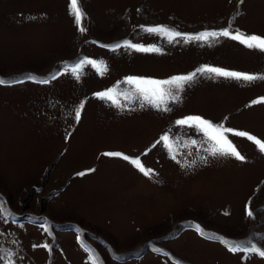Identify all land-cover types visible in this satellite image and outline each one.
<instances>
[{"label": "rangeland", "instance_id": "obj_1", "mask_svg": "<svg viewBox=\"0 0 264 264\" xmlns=\"http://www.w3.org/2000/svg\"><path fill=\"white\" fill-rule=\"evenodd\" d=\"M79 5L83 33L69 14V0H0V80L6 82L0 85V202L13 214L0 218V254L15 252V264H90V256L97 264H264L257 255L242 259L219 239L205 238L251 240L264 248L258 239L264 236V154L246 137L226 133L246 159L212 157L202 134L174 124L199 115L264 142V103H251L264 98V80L198 76L178 103H169V112L123 97L119 104L127 107L112 106L93 96L111 87L125 91L128 86L118 82L128 76L163 80L205 65L264 74V53L239 41L218 36L185 42L225 28L264 37V0ZM151 26L185 37L169 43L143 30ZM125 40L162 51L112 50ZM84 58L103 61L107 71L101 76L86 65L79 79L65 71ZM56 72L63 74L48 84L26 79ZM80 101L85 107L77 123L72 110ZM165 132L179 163L162 145L151 147ZM106 152L139 157L156 175L145 177ZM192 160L197 164L191 169L181 166ZM245 204L254 217L245 215ZM44 219L52 236L36 226ZM44 242L52 244L51 254L33 249Z\"/></svg>", "mask_w": 264, "mask_h": 264}, {"label": "snow or ice", "instance_id": "obj_2", "mask_svg": "<svg viewBox=\"0 0 264 264\" xmlns=\"http://www.w3.org/2000/svg\"><path fill=\"white\" fill-rule=\"evenodd\" d=\"M242 3V0H241ZM69 14L73 16L74 23L76 24L78 31L81 33L86 31V28L83 26L84 12L79 5V0H69ZM143 30L149 34H159L162 37H166L168 42L171 43L177 38L185 37V34L170 30L165 26H151L143 28ZM218 36L230 38L232 40L239 41L248 49H254L261 53H264V37L257 34H242L239 30L236 32H230L227 28L220 32L216 31H204L196 35L188 36L187 40L195 41H207L209 37L216 38ZM95 43V42H94ZM103 46V45H102ZM108 47V46H103ZM123 47L126 50H131L139 53H160L162 50L156 46H144L141 44L131 43L128 40H125L122 44H116L112 46V50L115 51L118 48ZM90 65L95 69L96 73L103 76L107 71V67L103 61H97L91 58L81 59L79 62L70 66V68L65 69V71H70V73L76 78H80V74L84 66ZM63 73H53L49 78L37 80L33 76H28L26 79L32 80L33 82L40 84H48L51 80L57 79ZM208 76L211 77H223L226 79H234L236 81H244L248 83L255 82L257 80H264V74H251L243 73L238 71L226 70L220 67L214 66H201L196 68L193 72L188 74L174 75L168 79H154L148 77H138V76H128L122 82L128 86V88L123 92H117L115 87H111L96 93H93V96L100 100H105L110 102L112 106H121L127 107V105H120L118 97H123V99L129 103L138 100L140 106L144 107L145 105L150 106L157 111L169 112L172 109L168 107L169 103H178L180 100V93L183 91L184 87L193 82L198 76ZM23 81H11V83H22ZM6 82L0 80V85H4ZM252 104L264 103V98H259L253 100ZM85 107V101H80L78 105L72 110L74 112L73 119L78 123L81 119V112ZM174 124L180 128H189L195 130L198 134L203 135V143H207L208 147L204 148V151L212 157H232L236 160L243 161L246 158L237 150L236 146L228 139L226 133H232L233 135L239 137H246L247 140L254 142L258 146V151L261 154H264V142L261 139L245 132V131H234L231 128H225L223 125L214 124L212 121L207 120L199 115H188L177 119L174 121ZM70 135V133H69ZM67 139V136H66ZM197 141L193 140L192 145L195 146ZM157 145H162L169 154L170 159L177 161V157L173 153V143H170L169 132H165L160 135L159 139L156 140L152 148H155ZM146 150L144 155L147 154ZM198 154V153H197ZM103 155L110 157H119L124 161H128L132 166H134L142 175L148 178H152L156 175L155 171L151 168H146L141 162L139 157L132 158L128 155L122 154L120 152H106ZM200 161L207 163L206 157H200ZM179 163V161H177ZM197 164L196 160H192L187 164H181L182 167H187L191 169ZM91 171V170H89ZM77 175L83 176L84 172L77 173ZM9 215H13L10 212H6L5 207L2 202H0V218H6ZM245 215L249 218L254 217V211L250 207V204H245ZM32 218H30L31 220ZM35 223V221H32ZM39 229H42L43 234L52 236V225H50L46 219L43 223H38L36 225ZM195 231L205 237L204 231L199 225H196ZM205 238L210 240L219 239L221 243L227 246V250L230 253H243L242 259H247L251 255H257L258 257L264 259V248L260 247L258 243H253L251 240L232 242L219 238L216 236H206ZM258 239H264V236H260ZM81 237L77 235V241L80 242ZM33 249L43 248L51 254L52 244L47 242L37 243L32 245ZM156 251H159L158 249ZM0 253H3V249L0 248ZM16 255L15 252L8 251L5 254H0V264H15V261L12 259ZM167 255V253H165ZM90 264H97V261L94 260L91 256L89 257ZM178 264V262H177Z\"/></svg>", "mask_w": 264, "mask_h": 264}]
</instances>
